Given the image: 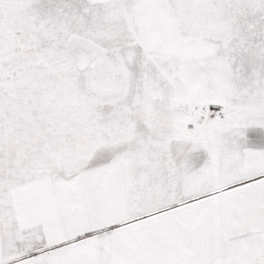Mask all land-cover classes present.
Here are the masks:
<instances>
[{
	"label": "snow or ice",
	"instance_id": "6c2138e0",
	"mask_svg": "<svg viewBox=\"0 0 264 264\" xmlns=\"http://www.w3.org/2000/svg\"><path fill=\"white\" fill-rule=\"evenodd\" d=\"M0 264H264V0H0Z\"/></svg>",
	"mask_w": 264,
	"mask_h": 264
}]
</instances>
